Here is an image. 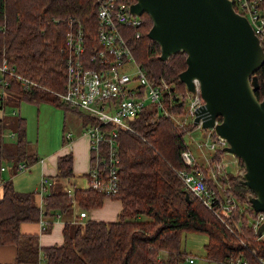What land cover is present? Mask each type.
<instances>
[{"label": "trees", "instance_id": "1", "mask_svg": "<svg viewBox=\"0 0 264 264\" xmlns=\"http://www.w3.org/2000/svg\"><path fill=\"white\" fill-rule=\"evenodd\" d=\"M121 1L127 6L134 2ZM255 4L264 19V0H256ZM97 8V0H0V87L7 82L4 102L46 103L61 109L64 115H82L47 90L65 88V38L71 22L82 29L85 44L96 41ZM139 18L141 24L128 29V40L135 60L150 81L168 84L161 94L166 112L144 108L130 121L132 131L117 130L115 147L107 142H101L98 150L89 146L90 170L83 176L89 182L91 173L97 171L106 180L109 167L114 166L115 193L107 195L88 185L74 187L70 198L62 187L74 178L70 151L57 157L49 193L42 198L41 207L36 205L33 192H19L10 179H2L5 169L17 173L19 162L32 165L38 160L36 153L27 150L26 121L17 116L15 129H10L15 140L6 142L3 134L9 128V119L0 117V245L16 247L14 264L39 260L42 264H179L186 256L181 244L186 233L205 234L203 250L208 262L227 264L228 260L240 259L245 264H264V240L257 239L247 217L255 214L246 202L250 190L238 175L228 171V179H220L228 184V194L239 204L235 211L221 214H216L215 208L205 207L178 177L179 169H187L180 157L188 148L183 135L193 126L184 123L188 90L179 79L186 68V54L180 51L160 60L159 45L147 37L151 19L145 13ZM259 39L264 46V32ZM87 53H91L90 49ZM4 66L8 72L2 70ZM254 74L259 85L255 96L261 101L264 63ZM15 75L35 85L24 89ZM87 121L85 117L82 129ZM66 131L63 126V144ZM111 153L117 157V163H110ZM238 164L243 167L239 159ZM107 198L121 204L115 220L65 223L62 243L41 249V259L35 238L20 232L21 222H37L42 212L65 213L74 204L80 210L90 211L102 207Z\"/></svg>", "mask_w": 264, "mask_h": 264}, {"label": "built area", "instance_id": "2", "mask_svg": "<svg viewBox=\"0 0 264 264\" xmlns=\"http://www.w3.org/2000/svg\"><path fill=\"white\" fill-rule=\"evenodd\" d=\"M236 6L235 11L245 16L253 27L254 32L259 37L264 32V19L256 9V0H231ZM97 34L96 41L85 44V34L79 25L75 26L72 22L69 33L65 38V47L68 55L65 60L66 84L63 91H51V95L69 107L77 109L87 118V125L83 128V133L87 136L90 148L98 150L101 142H107L115 147L114 137L117 130H130V121L137 116L144 108H154L158 113H165L161 94L168 89V84L164 81L157 83L150 81L146 72L135 60L130 42L128 40V29L141 24L138 15L130 13L129 6L121 0H97ZM138 36V34H136ZM90 49L91 53H87ZM134 69L131 74L127 72ZM2 70L8 72L5 66ZM24 87L29 89L35 85L34 82L22 76L15 75ZM195 93L186 92V119L184 123L200 128L203 121L208 119L209 114L203 110L204 101L201 98L199 84L193 80ZM7 82H3L0 92V106L4 102L5 87ZM2 107L0 108L1 111ZM4 116V115H2ZM1 116V117H2ZM188 121V122H187ZM219 122L215 120V124ZM107 126V130L104 127ZM202 130V129H201ZM204 130V129H203ZM208 142H195L196 148L202 153L205 162L211 167L201 169L195 162L192 152L186 148L180 154L183 164L187 169H179L176 173L188 189L198 200L208 209H214L215 213L235 211L239 204L233 195H225L220 191L227 189H216L208 186V180H215L216 176L228 173L230 161L224 160V149L228 145L227 141L217 135L213 128L208 129ZM73 134L66 131L64 147L71 150L74 142ZM206 147L210 155L204 154L203 148ZM215 155L219 159L215 158ZM110 163H117V157L111 153ZM231 162L237 166L238 159L235 157ZM30 163L21 161L17 165L18 172L28 170ZM189 168V170H188ZM191 168V169H190ZM4 170V167L1 168ZM210 175H209V174ZM238 169L235 175H238ZM106 180L98 175L97 171L91 173L89 186L107 195L115 193L117 179L114 166L109 167ZM213 178V179H212ZM51 181L45 175L42 177L39 188L33 191L34 196L42 198L49 193L48 189ZM48 187V188H47ZM229 188V187H228ZM68 196L73 198V190L65 188ZM40 202L38 206L41 207ZM86 216V211L81 210L79 217ZM264 221V213L255 212L250 225L257 235L258 227ZM43 225V223H42ZM45 229V226H44ZM257 239L264 240V230ZM192 262V259H189ZM227 264H245L244 261L236 259L228 260Z\"/></svg>", "mask_w": 264, "mask_h": 264}, {"label": "water", "instance_id": "3", "mask_svg": "<svg viewBox=\"0 0 264 264\" xmlns=\"http://www.w3.org/2000/svg\"><path fill=\"white\" fill-rule=\"evenodd\" d=\"M129 11L151 19L147 37L159 45L160 60L186 54L179 79L192 94L198 81L210 116L200 129L213 128L227 141L224 150L243 164L238 177L250 190L246 202L264 213V96H255L254 74L264 63V46L248 19L231 0H134ZM263 230L264 221L257 235Z\"/></svg>", "mask_w": 264, "mask_h": 264}, {"label": "crops", "instance_id": "4", "mask_svg": "<svg viewBox=\"0 0 264 264\" xmlns=\"http://www.w3.org/2000/svg\"><path fill=\"white\" fill-rule=\"evenodd\" d=\"M43 104L44 103L39 104L38 105L39 107L37 108L38 124H39V128L41 127L42 129L43 136H39V141L37 140L36 146L34 147L33 151L28 150L29 152L36 153L38 157V160L35 162L36 165L34 167L38 166L39 170L42 173V176L45 175L51 181L52 177L56 174L57 157L71 151L73 156L72 170L74 175L88 173L90 170L89 142L87 136L83 133V129L81 125L77 127V129H75L74 127L73 128L70 127L71 130L68 129V127H66L68 131L72 132L74 136L73 137L74 142L71 145V150L68 151V149L64 147L63 146L64 144L62 143L63 126H65V124H63V118L65 117L63 111L50 104H48L50 106ZM39 116L41 117V121L39 119ZM47 127L53 128L50 135L48 134L46 135ZM52 139H53V143L50 142V140ZM4 171H6V169ZM10 171L12 174L11 176L17 174V173H13L11 169ZM75 177L76 176H74V178ZM2 179L5 181V177H2ZM66 185L67 183L65 182L64 184H62L63 189L67 187ZM14 188L18 190L17 186L15 187V185ZM1 197H2V191L0 188V199ZM34 201L36 205H39L40 202L42 203V197L34 196ZM75 208H77V206L73 205L72 208L65 213H60L56 211V212H51V214H48L46 212H42L39 221L20 223L19 226L20 232L24 235H30L35 238L34 245H36L41 251L39 253L40 259L43 256V251L41 249L53 245H60L62 243L63 241L62 231L65 223H76V222L79 223L85 221L86 218L87 220L88 219L102 220V221L115 220L121 209V204L118 200L107 198L105 199L102 207L98 209L90 210L89 216L86 212V216L83 218L79 217V212L81 210L77 212ZM70 212L72 213L69 216H67V214ZM206 241H207V237H206ZM184 251L186 252L185 248ZM15 256H16V247L14 245H0V264H14ZM189 259H193V261L190 262ZM21 264H28V263H21ZM30 264H42V261L39 260L37 263H30ZM179 264H218V263L208 262L206 259L195 261V258L193 257L191 252L189 253L186 252L185 259L183 261H180Z\"/></svg>", "mask_w": 264, "mask_h": 264}, {"label": "rangeland", "instance_id": "5", "mask_svg": "<svg viewBox=\"0 0 264 264\" xmlns=\"http://www.w3.org/2000/svg\"><path fill=\"white\" fill-rule=\"evenodd\" d=\"M135 71L134 69H129L127 72L130 74ZM1 92V88H0ZM43 105H48L44 103ZM50 106V105H48ZM47 106V107H48ZM186 106V103H185ZM38 105H34L25 101L20 102L19 105H16V103H10L7 100L3 103V107L0 111V116L4 115L7 119H9V128L5 131L3 134L4 140L6 142H14L15 136L11 133L10 129H15L16 127V118L17 116L22 117L26 121V138L28 140L27 144V150L33 151L34 147L36 146L37 140L39 141V136H43L42 129L41 127L39 128L38 124V116H37V108ZM185 111V109H184ZM61 113V112H59ZM43 114V111H42ZM83 115H73L72 113H67L65 117L63 118V124H65V127H68V129L79 127L83 120H84ZM39 119L41 121V117L39 116ZM189 124V123H188ZM41 125V124H40ZM39 129V130H38ZM53 130L52 127L46 129V135H50L51 131ZM71 130V129H70ZM209 130L204 129L201 130L200 128H197L195 125L192 126V129L187 131L183 135V140L185 144L187 145L188 149L192 152L195 162L197 165L201 168H210L211 164H207L204 160V157L202 156V153L196 148L195 142H206V140L209 142L210 138H208ZM51 143H53V139L50 140ZM64 146V145H63ZM204 154L206 156L210 155V153L207 151L206 147L203 148ZM218 156V155H217ZM215 155L216 159H219ZM235 157L230 154V153H224V160L230 161V166L227 169L230 173L235 175V171L238 169V172L241 171L243 167L237 166L235 163L231 162ZM36 165L33 164L29 168V170L26 171H21L17 172L16 175L11 176V171L10 169H6L4 173H2V177H5V180L11 179L13 181V185L15 187L17 186L19 192H28L32 190H36L39 188V184L41 181L42 173L39 170L38 166L34 167ZM228 172V173H229ZM228 173L222 175V176H216L215 180L213 181H207L208 186L213 185V189H216V187H219L221 189H227L228 184H224L220 181V179L227 180L228 179ZM209 174V173H208ZM239 174V173H238ZM84 174H76L75 178H71L67 182V187L70 190H72L74 187L78 188H85L89 184L85 177L83 176ZM210 175V174H209ZM48 188V187H47ZM33 192V191H32ZM223 192L225 195H228L227 191H220ZM75 205V204H74ZM77 212L80 211L79 208H75ZM88 216L90 214V211L86 210ZM72 212L68 213L67 216H69ZM248 221H252L253 216L251 217L249 214H247ZM87 218L85 219V221ZM206 242V237L205 234H194V233H186L183 234L182 236V248H185L186 252L193 255L195 258V261H200V260H205L204 258V251H203V244Z\"/></svg>", "mask_w": 264, "mask_h": 264}, {"label": "bare ground", "instance_id": "6", "mask_svg": "<svg viewBox=\"0 0 264 264\" xmlns=\"http://www.w3.org/2000/svg\"><path fill=\"white\" fill-rule=\"evenodd\" d=\"M129 38V37H128Z\"/></svg>", "mask_w": 264, "mask_h": 264}]
</instances>
